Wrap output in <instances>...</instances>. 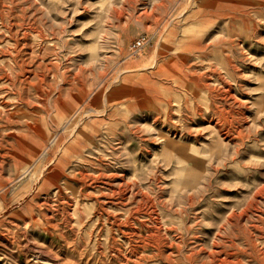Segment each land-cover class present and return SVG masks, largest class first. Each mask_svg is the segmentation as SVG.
Wrapping results in <instances>:
<instances>
[{"label":"rangeland","instance_id":"374dc122","mask_svg":"<svg viewBox=\"0 0 264 264\" xmlns=\"http://www.w3.org/2000/svg\"><path fill=\"white\" fill-rule=\"evenodd\" d=\"M0 175V264H264V0H0Z\"/></svg>","mask_w":264,"mask_h":264},{"label":"bare ground","instance_id":"6f19581e","mask_svg":"<svg viewBox=\"0 0 264 264\" xmlns=\"http://www.w3.org/2000/svg\"><path fill=\"white\" fill-rule=\"evenodd\" d=\"M242 4H243V3H242ZM236 7H237V6H236ZM227 14H228V13H227ZM227 14H226V15H227ZM223 16H224V15H223ZM236 19H237V18H236ZM218 21H219V20H218ZM213 23H215V21H214ZM186 35H188V34H186ZM183 36H184V34H183ZM188 36H189V35H188ZM173 39H174V38H173ZM201 43H202V42H201ZM200 47H202V46H200ZM203 48H205V46H203ZM184 50H186V49H183L182 51H184ZM185 52H187V51H184L183 53H185ZM183 53H181V54H183ZM185 54H186V53H185ZM187 54H189V53H187ZM222 78H223V77H222ZM220 79H221V78H220ZM225 79H227V78H225ZM216 80H217V79H216ZM222 80H223V79H222ZM222 80H221V82H222ZM223 81H225V80H223ZM218 84H219V83H218ZM223 84H224V83H223ZM225 84H227V83L225 82ZM229 85H230V84H229ZM225 86H227V85H225ZM230 86H231V85H230ZM233 86H234V85H233ZM227 88H228V87H227ZM229 88H230V87H229ZM234 89H235V88H234ZM226 92H227V91H226ZM221 93H224V92L220 91V94H221ZM233 93H234V92H233ZM220 94H218V95H220ZM225 94H226V93H225ZM225 94H224V96H225ZM228 95H229V94H228ZM228 95H227V96H228ZM221 96L223 97V95H221ZM221 96H220V97H221ZM225 97H226V96H225ZM229 97H230V95H229ZM230 98H232V96H231ZM217 99H219V96H218ZM219 100H222V99L220 98ZM223 100H224V99H223ZM223 100H222V101H223ZM231 100H234V97H233V99H231ZM228 101H229V100H227V103H228ZM224 102H225V100H224ZM233 102H234V101H233ZM233 102H232V103H233ZM235 102H236V101H235ZM216 103H217V102H216ZM225 103H226V102H225ZM237 103H238V102H237ZM229 104H230V103H229ZM206 105H208V104H206ZM213 105H214V104H213ZM218 105H219V103H218ZM220 105H221V103H220ZM230 106H231V104H230ZM192 109H193V108H192ZM193 110H194V109H193ZM222 111L224 112L223 108H222ZM217 112H220V111L218 110ZM192 113H193V112H192ZM198 113H199V112H198ZM213 113H214V112H213ZM221 114H222V113H221ZM225 114L229 115L228 113H225ZM225 114H224V115H225ZM236 114H237V113H236ZM238 114H239V113H238ZM199 115H200V114H199ZM222 115H223V114H222ZM239 115H240V114H239ZM218 116H219V118H220L221 115H218ZM233 116H234V115H233ZM67 117L71 118V116H65V117L60 116V118H61L62 120H63V119H67ZM230 117H231V116H230ZM223 118H224V117H223ZM223 118H222V119H223ZM225 118H226V116H225ZM225 118H224V119H225ZM228 118H229V117H228ZM228 118H227V119H228ZM233 118H234V117H233ZM216 119H217V118H216ZM230 119H232V118H230ZM236 119H237V118H236ZM217 120H218V119H217ZM225 120H226V119H225ZM225 120H224V121H225ZM233 120H234V119H233ZM237 120H238V119H237ZM219 121H220V119H219ZM219 121H218V122H219ZM229 121H230V120H229ZM229 121H228V122H229ZM225 122H226V121H225ZM225 122H224V123H225ZM219 123H220V122H219ZM233 123H234V122H233ZM217 124H218V123H217ZM217 124H216V125H217ZM220 124H221V123H220ZM225 124H227V123H225ZM229 124H230V123H229ZM214 125H215V124H214ZM227 125H228V124H227ZM230 125H231V124H230ZM218 126H219V124H218ZM231 126H232V125H231ZM231 126H230V128H231ZM214 127H215V126H214ZM228 127H229V126H228ZM232 127H233V126H232ZM215 128H216V127H215ZM218 128H219V127H218ZM230 128H229V129H230ZM235 128H236V127H235ZM235 128L233 127V129H235ZM219 129H220V128H219ZM218 131H219V130H217V132H218ZM225 131H227V130H225ZM228 132H230V131H228ZM231 132H232V131H231ZM220 134H221V133H220ZM229 134H230V133H229ZM218 135H219V134H218ZM226 135H227V134H226ZM236 138H237V137H236ZM237 140H238V139H237ZM29 159H30V158H29ZM0 177H1V175H0ZM4 180H5V179H4ZM4 180H3V182H4ZM5 182H6V181H5ZM3 185H4V184L0 183V187H2ZM262 188H264V184H263ZM260 189H261V188H259L258 190H260ZM258 190H257L258 193H260V192H262V191L264 192V190H262V191L260 190V192H259ZM26 193H29V191H27ZM253 193H255V192H253ZM263 194H264V193H263ZM263 194L261 193L259 196H261V197L263 196V197H264ZM252 195H254V194H252ZM255 195H257V194H255ZM255 195H254L253 197H256ZM250 203H251V202L248 203L249 206L247 205V206L245 207V209H246V208H249V207H253V206L250 205ZM6 208H7V205H6V204H1V205H0V212H3L4 210H6ZM245 209H244V210H245ZM248 210H249V209H248ZM245 211H247V210H245ZM30 219H31V216H30L29 220H30ZM22 220H23V219H22ZM262 230H263V229H262ZM261 232H262V231H261ZM263 234H264V233H263ZM260 254L262 255V253H260ZM257 259H258V258H257ZM221 262H222V261H221ZM218 263H219V262H218ZM219 264H220V263H219ZM221 264H222V263H221Z\"/></svg>","mask_w":264,"mask_h":264},{"label":"built area","instance_id":"2783aa9c","mask_svg":"<svg viewBox=\"0 0 264 264\" xmlns=\"http://www.w3.org/2000/svg\"><path fill=\"white\" fill-rule=\"evenodd\" d=\"M148 43L145 36H141L136 40V42L132 45L131 50L132 53L137 54L140 50H142L145 45Z\"/></svg>","mask_w":264,"mask_h":264}]
</instances>
